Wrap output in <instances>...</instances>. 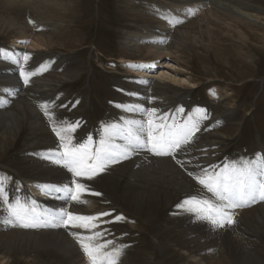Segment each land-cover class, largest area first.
Wrapping results in <instances>:
<instances>
[{"label":"rangeland","instance_id":"1","mask_svg":"<svg viewBox=\"0 0 264 264\" xmlns=\"http://www.w3.org/2000/svg\"><path fill=\"white\" fill-rule=\"evenodd\" d=\"M224 1L247 5L249 12L256 14L261 23L231 20V15H215L210 10H204V13L200 11L174 23L175 29L169 38L162 37L159 31L155 33L161 37L156 54L164 52L162 59L177 66L176 74L189 78L194 83V87H178L177 91L163 83H151L148 87L151 94V100L148 98L150 112L151 109H156L148 119L158 123V119L162 117H172L170 119L174 120L173 125L192 130L190 142L183 144L174 153L177 159L172 154L157 156L143 149L126 159L109 164L103 172L91 179L73 177L71 173L72 180L87 185L89 191L82 195L98 204L97 212L84 211L87 216L98 217L94 221L98 228L92 231L103 232V236L94 243L105 245L101 248V255L114 248L121 249L118 264H198L196 258L201 256L197 254L208 249L214 242V232L218 241L220 240L214 247L217 258L213 259L208 254L210 257L207 264H234L235 261L237 264H264V209L260 207L254 211L256 206L264 205V199H260L258 194L255 206L229 210L231 215L234 213L235 222L227 224L225 228L210 227L205 223L207 220H201L200 215L203 213L188 211L199 201L217 203L212 193L199 183V179L205 178L207 173L220 171L224 165L248 166L253 159L264 155V0ZM51 2H60L61 11L65 10L60 13L53 5L52 16L50 15L52 21L47 22L38 20L39 9L35 10V2L33 5L25 3L24 6L8 5L5 0L0 1V63L8 65L4 69L0 68V95H3L0 101L11 99L9 88L13 96L19 95L12 98L15 101L11 99L0 103V115L5 113L4 118L9 119L7 124L0 126V187L4 189L0 206L4 209H8V204H15L17 200L29 208V183L42 177V168L39 166L41 152L63 151L53 128L60 130L78 123L74 131L61 132V135L70 138L72 145L77 146L88 143V137L91 136L92 146L95 147L105 135L104 128L107 125L125 126L129 121L126 107L135 102L133 96L138 84L136 85L132 74L124 69L120 60L125 58L153 62L155 58L147 49H151L152 44L140 40L141 46L134 48L129 40L146 36L143 29L148 24L157 27L165 15H170L180 5L177 0ZM160 7L167 9L164 11ZM40 23L45 27L42 28ZM23 33L31 39L39 38V41L47 38L46 48L30 51L21 49L22 54H29L27 61L22 57L15 58L10 53L1 55L5 48L15 50L14 42L20 40ZM244 34L247 38L242 36ZM194 36L198 37L193 42ZM18 60L22 65L19 69L15 63ZM21 70L26 74L31 73L39 84L48 85L49 90L42 94L29 81L25 89L13 90L15 83H9V79L17 77L24 81L20 75ZM2 79L4 80L1 82ZM213 89L218 92L219 98L210 96ZM20 90L24 96H20ZM226 108L231 109L227 111ZM33 110L37 113L36 118H33ZM155 117L158 119H154ZM148 119L144 123L147 124ZM35 120L42 122L36 129L32 127ZM218 136L220 140H215ZM118 140L121 139L117 137L115 143ZM216 141V146L211 144ZM204 144L208 146L207 152L212 156L202 150L206 146ZM178 151H181L179 156ZM163 160L171 162L178 172L161 168ZM175 186L180 189H175ZM186 200H192L193 203L185 204ZM246 210L251 213H243ZM102 213L108 215H100ZM117 216L122 219L116 220ZM15 225L18 231H39L38 228L22 227L20 222ZM45 230L39 232L38 236L42 234L46 238H57L56 244L46 241L41 243L37 240V235H29V245L20 244L16 238H3L7 242L4 247L0 246L2 253L8 252L7 263L91 264L82 249L77 258H82V261H76L60 235ZM74 230L82 236L92 234L83 228ZM74 230L71 226L65 229L68 234ZM0 233L6 232L0 228ZM72 238L78 244L77 247H80L73 235ZM233 239H238L248 249L245 258L240 261H237L235 255L232 256ZM202 242L203 246H200Z\"/></svg>","mask_w":264,"mask_h":264},{"label":"bare ground","instance_id":"2","mask_svg":"<svg viewBox=\"0 0 264 264\" xmlns=\"http://www.w3.org/2000/svg\"><path fill=\"white\" fill-rule=\"evenodd\" d=\"M1 1V0H0ZM51 0H28V1H25V0H5V2L9 5H13V4H21V5H24L25 6V3H28V5L32 4L35 2L36 6H35V10H38L39 11H35V15H36V12L38 13L37 15L39 16L40 19H38L39 21L41 20H46L47 22L48 21H52L50 18L52 16V6L55 5L56 8L60 13H63L65 9H62L63 11H61V5H60V2L56 4H52V2L50 3ZM178 1V6L177 9H175L174 12H171L170 15H165L164 16V20L160 21L159 25H157V27L155 26H146L143 30L146 32V36L142 35L143 37H141L140 39H135V38H132L131 40H129V43L132 47H138L141 43H140V40L145 42V43H150L152 44V48L148 49V53H153L155 55V58L153 60V62H148V61H142V60H138V61H134V60H127L125 58H122L120 61L124 67V69H126L127 71H129L133 77H136L138 80H139V83H138V87L135 91V94H136V97L134 98L135 99V102H133V104L130 103V105H128L126 107V114L129 116V120H138V121H141L145 127H147V124L144 123V120L148 119V116L151 114L150 112V109H149V102H148V98L149 96L151 95L150 94V88L148 89V84L149 83H155V84H158V83H163V84H167L168 87H170L171 89L177 91L178 90V87H194V83L191 81V79L189 78H186L184 76H179L176 74V70H177V66H173L170 64V61H165L164 59H162V55L165 54L164 52L163 53H158L156 54L158 51V44H159V39H161V37H158L155 35V33L157 31H159L161 34H162V37H170L169 35L173 32V28L174 27V23H176L178 20L180 21L181 18H185V17H190L192 16V14H197L198 12H203L204 13V10H207L209 11L211 14H215V15H231L230 19L231 20H236V21H240V22H243V20H246L247 22H251L253 24H259L261 23L260 21V18L255 14H252L251 12H249V9L247 5H242L240 3H232V2H228V1H224V0H177ZM54 6V7H55ZM27 7V6H26ZM254 7V6H253ZM161 10H164L166 11L167 7H160ZM255 9V8H254ZM54 10V9H53ZM254 11V10H252ZM258 10H256L257 12ZM36 15V17H38ZM51 15V16H50ZM54 15V14H53ZM56 18H57V15L55 14ZM54 18V17H53ZM55 18V19H56ZM13 19V18H12ZM11 19V20H12ZM188 19V18H187ZM186 19V20H187ZM243 19V20H242ZM57 20V19H56ZM242 20V21H241ZM13 21H15L13 19ZM43 22V21H42ZM12 23V22H11ZM9 23V24H11ZM39 23V22H38ZM41 24V23H40ZM179 24V23H178ZM15 25V24H14ZM42 28H44V24L42 25ZM193 26V25H192ZM179 27V26H178ZM180 28V27H179ZM14 29V28H13ZM242 29V28H241ZM45 30V29H43ZM193 31V30H192ZM239 33V32H237ZM241 34L243 33V31L240 32ZM176 34V33H175ZM178 34V33H177ZM184 34V33H182ZM261 34V33H260ZM20 35V34H19ZM51 35V34H50ZM187 36H189L187 34ZM186 36V37H187ZM238 36V34H237ZM244 38L246 37L245 34L242 35ZM263 36V35H262ZM21 39L18 40V41H15L14 42V47L15 50H13V52H11V55L14 56L15 58H18V57H23V54L21 53V49H26L27 51L29 50H39V49H45L46 48V45H47V38H45L44 40L43 39H40L39 41V38L38 39H31V38H28V36L24 35V33L20 36ZM43 37V36H42ZM50 37V36H49ZM172 37V36H171ZM180 37H181V34H180ZM185 37V39H186ZM192 37V36H191ZM198 36H194L195 39H193V42L194 40H196ZM247 38V37H246ZM166 39V38H165ZM240 39V38H239ZM238 39V40H239ZM162 43V42H161ZM167 43V42H166ZM141 46V45H140ZM166 46V44H165ZM212 46V44H211ZM248 47V46H247ZM142 48V47H141ZM223 48V47H222ZM12 49V48H11ZM216 49V48H215ZM155 50V51H153ZM167 50V49H166ZM143 51V50H142ZM161 51H165V49H161ZM169 51V50H168ZM216 52V50H215ZM220 52V51H219ZM25 53V52H24ZM149 54V56H150ZM212 54V53H211ZM252 54V53H251ZM9 55V54H8ZM54 55V54H53ZM167 57L169 56L168 53L166 54ZM172 55V54H171ZM6 56V55H5ZM222 56V55H221ZM154 57V56H153ZM179 57V56H178ZM6 58V57H5ZM11 58V56H10ZM147 60V59H146ZM1 61V60H0ZM20 62V60H18ZM22 61V59H21ZM15 62V61H14ZM23 62V61H22ZM177 62V61H176ZM16 63V62H15ZM182 63V62H181ZM1 64V63H0ZM3 64V63H2ZM253 65V64H252ZM5 66H8L7 64H5ZM16 66L18 67L17 69H19L21 67V62L19 64L16 63ZM3 67V66H2ZM11 68L9 67V70ZM180 70V69H179ZM184 70V69H183ZM12 71V70H11ZM15 71V70H13ZM16 72V71H15ZM14 72V73H15ZM185 72V70H184ZM8 73V72H7ZM17 73V72H16ZM78 73V71L76 72ZM18 74V73H17ZM64 74V73H63ZM74 74V73H72ZM182 74V73H181ZM3 75V74H2ZM9 75V74H8ZM11 76V75H10ZM49 76V75H48ZM5 77V76H4ZM77 77V76H76ZM56 79H59L58 77ZM75 79V77L73 78ZM4 79L1 80V82L3 81ZM60 80V79H59ZM7 82V81H6ZM11 82V84H14L15 83V88L13 90L16 91V89L19 90L20 89H25V87L27 85H25V83L21 80H19V78L16 77L15 78H11L9 79V83ZM29 82L32 83L33 82V85L37 86L40 90H41V93L44 94L47 90H49V86L46 85V84H39L38 81L36 80V78L34 79V77L30 76L29 78ZM48 82V81H47ZM8 83V82H7ZM52 83V82H51ZM28 84V83H27ZM199 85V84H198ZM2 86V85H1ZM196 87V86H195ZM9 88V87H8ZM24 91V90H23ZM2 92V91H0ZM21 92V90L19 91ZM5 93V92H4ZM218 92L214 89L213 91L210 92V96L212 98H217L218 97ZM9 94H10V98L12 99L13 98V95L11 94V89L9 88ZM159 94V93H158ZM171 94V93H170ZM3 96V95H2ZM0 95V97H2ZM6 96V95H5ZM19 96V95H18ZM17 96V97H18ZM21 96H24V93L21 92ZM9 98V96H7ZM15 98V97H14ZM219 98V97H218ZM11 99H8V100H11ZM17 99V98H16ZM150 99V98H149ZM170 99V98H169ZM8 100H1L0 103H6ZM14 100V99H12ZM151 100V99H150ZM15 101V100H14ZM10 103V102H9ZM156 105V104H155ZM154 105V106H155ZM137 106H139V109L136 110V111H130V109H136ZM226 106V105H225ZM4 109V108H3ZM231 109V108H230ZM229 108H226L227 111L230 110ZM143 110H148V113L149 114H145V111ZM163 110V109H162ZM6 111V109H5ZM4 111V112H5ZM23 111V110H22ZM34 111V110H33ZM36 111H34V117L33 118H36V114H35ZM1 113V112H0ZM15 113V112H14ZM33 113V112H32ZM5 114V113H4ZM4 114H1L0 115V126H3L4 124H7V122L9 121V119H6L4 117ZM9 114V113H8ZM224 114V112H223ZM11 115V114H10ZM13 115V114H12ZM9 117V115H8ZM17 118V116H16ZM223 118V117H221ZM26 119V118H25ZM13 120V119H12ZM15 120V119H14ZM29 120V119H28ZM178 120V119H177ZM219 120V118H218ZM40 121V119H39ZM147 122V121H146ZM159 122V121H158ZM172 122V121H171ZM220 122V121H219ZM26 123V122H25ZM42 123V122H41ZM40 122L36 121L35 122L33 121L32 122V127L34 129L37 128V126H40L41 124ZM125 123V122H124ZM174 123V122H173ZM9 124V123H8ZM22 124V123H21ZM13 125V124H12ZM15 125V124H14ZM20 125V124H19ZM173 125V124H172ZM215 125V124H214ZM217 125H220L217 124ZM23 126V125H22ZM27 126V125H26ZM18 127V126H17ZM16 127V128H17ZM192 127V126H191ZM215 127V126H214ZM10 128V127H8ZM15 128V127H14ZM32 128V129H33ZM40 128V127H39ZM44 128V127H43ZM6 129V128H5ZM19 129V128H18ZM189 129V128H188ZM194 129V128H193ZM242 129V127H241ZM10 130V129H8ZM5 131V130H4ZM11 131V130H10ZM20 131V130H19ZM16 132V131H15ZM199 132V131H198ZM36 133V131H35ZM20 134V133H19ZM38 134V133H37ZM14 135V134H13ZM146 135V133H145ZM197 135V134H196ZM9 136V135H8ZM18 136V135H16ZM198 136V135H197ZM220 136V135H219ZM217 137L215 140H220V137ZM3 137V136H2ZM5 137V136H4ZM196 137V136H195ZM257 137V136H256ZM11 138V137H10ZM37 139V138H36ZM197 139V138H196ZM17 140V139H16ZM205 140V139H204ZM208 140V138L206 139ZM214 140V141H215ZM15 141V140H13ZM124 140H118L116 141L117 144H123ZM190 142V141H188ZM192 142V140H191ZM40 144V143H39ZM202 144V143H201ZM211 144L213 145H217V141L216 142H212ZM223 144V143H222ZM206 145V144H204ZM224 145V144H223ZM40 146V145H39ZM53 146V145H52ZM210 146V145H209ZM210 148V147H209ZM55 149V148H54ZM142 150V149H140ZM196 150V149H195ZM204 152H207L208 151V146H204L203 149H202ZM54 151V150H53ZM53 151H42L41 154H40V157H41V164L39 165L41 168H42V177L40 178V180H32L30 183H29V186H28V190H27V193L30 194L29 195V204H28V207L29 209L31 208H35L36 212L37 213H41L42 215L44 213H55L57 212L59 209L61 208H64L66 211H69V212H72L73 214H76V215H83V216H87V214L84 213L85 210H89V211H93L94 213L97 212L98 210L96 209V204L97 202L95 203V201H92V199H89L87 198L86 196L84 195H81V199L80 201H72V200H69V199H66L64 198V195L63 193H58L56 191H52L50 190L48 187L46 186H51V185H57V186H63L65 184H69L71 185L73 188H74V185L71 184L72 182V176H71V173L63 166L61 165H57L53 162H51L49 159H46L45 157L51 155V154H54V153H58V152H53ZM177 151V150H176ZM139 152V151H138ZM181 151H178V156L180 154ZM208 153V152H207ZM146 154V152H145ZM182 154V153H181ZM136 155V154H135ZM140 155V154H139ZM174 155V153H173ZM209 156H212L210 153H208ZM141 156V155H140ZM143 157V156H142ZM135 158V157H134ZM139 158V157H138ZM200 158V157H199ZM163 159V158H162ZM185 159V158H184ZM261 159V160H260ZM39 160V159H38ZM37 160V161H38ZM141 160V159H140ZM167 160V159H166ZM166 160H163L160 167L161 168H164V169H167L168 168L170 170L174 169L171 164V162L169 161H166ZM39 161V162H40ZM160 161V160H159ZM211 161V160H209ZM38 162V163H39ZM208 162V161H207ZM213 162V161H212ZM143 163V162H142ZM160 164V162H159ZM147 165V164H146ZM142 167V166H141ZM155 167V166H154ZM242 167H247V168H252L255 172L258 173V176H257V179L258 180H262L264 181V155L263 156H260L259 157H256L255 159H253L248 166H242ZM38 168V167H37ZM142 169V168H141ZM39 170V168L37 169ZM158 170V169H157ZM129 171V170H128ZM148 171V170H147ZM161 171V169H160ZM165 171V170H164ZM174 172H178L177 169H174L173 170ZM154 173V172H153ZM152 173V174H153ZM164 173V172H163ZM166 173V172H165ZM155 174V173H154ZM153 174V175H154ZM37 175V174H36ZM168 175V174H167ZM145 176V175H144ZM162 176V175H161ZM165 176V175H164ZM160 178V176H158ZM163 177V176H162ZM187 177V176H186ZM33 178V177H32ZM145 178V177H144ZM147 178V176H146ZM38 179V178H37ZM166 179V177H165ZM100 180V179H99ZM160 180V179H159ZM177 180V179H176ZM157 181V180H156ZM172 181V180H171ZM146 182V181H145ZM185 182V180H184ZM154 183V182H153ZM159 183V182H158ZM140 184V183H139ZM165 184V183H164ZM173 184V183H172ZM175 184V183H174ZM187 184V183H186ZM151 185V184H150ZM153 185V184H152ZM171 185V184H170ZM146 186V185H145ZM154 186V185H153ZM166 188V187H165ZM175 189L179 190V186H175ZM150 190V189H149ZM155 190V188H154ZM185 190V189H184ZM189 190V189H188ZM156 191V190H155ZM160 191V190H159ZM162 191V190H161ZM191 191V190H190ZM188 191V192H190ZM100 192V191H99ZM176 193V192H175ZM185 193V192H184ZM150 194H153L152 192ZM168 194V193H167ZM210 194V193H209ZM147 196V195H146ZM158 196V195H157ZM173 196V194H172ZM159 197V196H158ZM257 197V196H256ZM259 197V196H258ZM187 198V197H186ZM137 199V198H136ZM151 199V198H150ZM159 199V198H158ZM166 199V198H165ZM171 199V198H170ZM131 200V199H130ZM134 201V200H132ZM137 201V200H136ZM258 202V199L256 198L254 201H247V202H242L241 203V206L240 207H237L235 209H238V208H243L245 209L246 207L248 206H255V204ZM130 203V202H129ZM128 203V204H129ZM154 203V202H152ZM136 204V203H135ZM143 204V203H142ZM145 204V203H144ZM151 204V203H149ZM5 205V204H4ZM98 205V204H97ZM130 205V204H129ZM138 205V204H136ZM141 206V205H140ZM137 207V206H136ZM149 207V206H148ZM153 207V206H152ZM260 207H262L261 209H264V205H258L256 206V209H254V211H257V209H260ZM143 208V207H142ZM139 209V208H138ZM152 209V208H151ZM235 209H229V210H235ZM228 210V211H229ZM248 210V209H247ZM244 211L243 213H249V211ZM137 211V210H136ZM139 211V210H138ZM150 211V210H149ZM165 211V210H164ZM126 212V211H125ZM156 212V211H155ZM231 212V211H230ZM261 212V210H260ZM264 212V211H263ZM99 213V212H98ZM138 213V212H137ZM154 213V212H153ZM152 213V214H153ZM238 213V212H237ZM236 213V214H237ZM251 213V212H250ZM139 214V213H138ZM151 214V215H152ZM234 215V213H232ZM232 215V216H233ZM154 216V214H153ZM194 216V215H193ZM199 216V214H198ZM202 216V215H200ZM241 216V215H240ZM246 216H249L248 214ZM136 217V216H135ZM141 217V216H140ZM191 217V216H190ZM192 218V217H191ZM256 218V217H255ZM149 219V217H148ZM260 219V218H258ZM188 220V219H186ZM202 220V219H201ZM96 221V220H95ZM99 221V220H98ZM150 221V220H149ZM153 221V220H152ZM184 221V220H183ZM247 221V220H246ZM252 221V220H251ZM20 221L16 220L15 217L11 216L10 213H9V210L8 209H4L0 206V228L1 229H4V231L6 233H0V241H3V238H6L7 240L8 239H11V238H16V240L18 239L19 240V243L20 244H28L29 241V235H37V240L41 243H43L44 241L46 242H49L50 244H56V240L57 238H53V237H49V238H46V236L42 235L41 236H38L39 235V232H44L45 231H49V232H57L56 234H59L61 237V239L63 240L64 244L69 247L71 249V253L74 255V257L77 259L81 254V248L80 247H77V243L73 240L72 238V235L71 234H68L67 231H65L66 228H64L63 226L61 227H57V228H52V227H48V228H38L39 231L38 232H25V231H18L16 230V223H18ZM147 222V221H146ZM257 222V221H256ZM21 223V222H20ZM150 223V222H149ZM184 223V222H183ZM189 223V222H188ZM199 223V221H198ZM204 223V222H203ZM205 223L210 226V227H216L214 225H212L209 221H205ZM254 223V222H253ZM152 224V223H151ZM197 224V222H196ZM202 224V222H201ZM258 224V223H257ZM189 225V224H188ZM191 225V224H190ZM205 225V224H204ZM201 227V226H200ZM258 227V226H257ZM106 228V227H105ZM202 228V227H201ZM225 228V227H224ZM74 229H82V228H73ZM208 230V229H206ZM205 230V231H206ZM213 230V229H212ZM218 230V229H217ZM226 230V229H225ZM75 231V230H74ZM73 231V233H74ZM87 231V230H86ZM220 231V230H219ZM229 231V230H228ZM259 231V230H258ZM72 232V230H71ZM79 232V231H78ZM201 232V231H200ZM226 232V231H225ZM47 233V232H46ZM76 233V231H75ZM87 233V232H85ZM88 233H91V232H88ZM205 233V232H203ZM212 233V232H211ZM55 234V233H54ZM214 242L209 246L208 249H205L203 250L201 253L197 254L199 256H201L200 258L197 256L196 258V262L198 264H207L208 263V258L211 256L213 259L217 258L216 257V254H215V250L214 247H216V242L218 241L217 239V235L216 233L214 232ZM87 236V235H86ZM220 237V236H219ZM223 237V236H221ZM230 237V236H229ZM224 238V237H223ZM210 239V238H209ZM227 239V238H226ZM229 239V238H228ZM7 240L3 241V244H0L4 247V244L7 242ZM77 241V240H76ZM220 241V240H219ZM218 241V242H219ZM204 242V241H203ZM203 242L200 246H203ZM227 242V241H226ZM32 243V242H31ZM35 243V242H34ZM230 243V242H229ZM232 256H236V259L237 261L239 260H242L245 258V254L248 253V249H246L245 245L239 241L238 239L236 241H234L233 239V242H232ZM11 244V242H10ZM13 244V243H12ZM206 244V243H205ZM231 244V243H230ZM14 245V244H13ZM21 245V247L23 246ZM29 245V244H28ZM60 245V244H59ZM229 245V244H228ZM2 246H0V262H4V263H7V259H8V252L6 251L5 253H2L3 251L2 250ZM17 246V245H16ZM32 246V245H31ZM61 246V245H60ZM7 247V246H6ZM11 247V246H10ZM18 247V246H17ZM20 247V248H21ZM224 247V246H223ZM226 247V246H225ZM218 248V247H217ZM17 249V248H15ZM26 249V248H25ZM24 249V250H25ZM30 249V248H28ZM202 249V248H200ZM227 249V248H226ZM7 250H8V247H7ZM23 250V251H24ZM229 250V249H228ZM19 251V250H18ZM21 251V250H20ZM226 251V250H225ZM263 252V251H262ZM12 253L13 250H12ZM20 253V252H19ZM231 253V252H230ZM16 254V253H15ZM207 254V255H206ZM208 254H211L210 256H208ZM223 254V253H222ZM261 254V252H260ZM70 255V254H69ZM68 255V256H69ZM228 255V254H227ZM231 255V254H230ZM250 255V254H249ZM252 255V254H251ZM14 256V255H13ZM20 256V255H19ZM67 256V255H66ZM229 256V255H228ZM227 256V257H228ZM10 257V256H9ZM73 257V256H72ZM73 257V258H74ZM195 257V256H194ZM14 258V257H13ZM221 258V257H220ZM242 258V259H241ZM257 259V257H255ZM71 259V258H70ZM235 259V260H236ZM247 259V258H246ZM72 260V259H71ZM75 260V259H74ZM82 261V258L80 259H77L76 261ZM194 260V259H193ZM221 260V259H219ZM230 261V260H229ZM264 261V260H263ZM262 261V262H263ZM85 262V261H84ZM212 262V261H211ZM224 262V261H223ZM11 263V262H10ZM77 263V262H76ZM236 263V261H235ZM234 263V264H235ZM8 264V263H7ZM84 264V263H83ZM237 264V263H236Z\"/></svg>","mask_w":264,"mask_h":264},{"label":"snow or ice","instance_id":"3","mask_svg":"<svg viewBox=\"0 0 264 264\" xmlns=\"http://www.w3.org/2000/svg\"><path fill=\"white\" fill-rule=\"evenodd\" d=\"M22 59L27 61L29 54H23ZM19 64V61H16ZM24 83L27 85L31 73L26 74L20 71ZM46 107V106H45ZM139 109H130L136 111ZM145 114H149L148 110ZM180 111H183L180 109ZM152 113L156 109H151ZM47 115V112H46ZM78 123L71 124L67 128L53 131L61 141L63 151L51 154L46 159L51 162L65 167L73 177L93 178L100 172H103L109 164H114L120 159H126L129 155L140 149H147L154 155L165 156L181 149V146L189 141L192 130L181 128L176 125L168 126L163 121L154 123L150 118L147 121V127L141 121L131 120L126 122V126L118 124H110L104 128L105 135L101 137L99 145L93 147V138L88 137V143H80L72 145L71 139L61 135V132L74 131ZM146 133V135H145ZM119 137L124 140V144L115 143V139ZM206 171V170H205ZM258 173L252 168L237 167L235 165H224L220 171L213 170L207 173L205 178L199 179V183L203 185L208 192L216 198L217 203L209 200L197 202L194 208L188 211L203 213L201 219L209 221L212 225L223 228L227 224L234 223L233 216L229 213V209H235L241 206L242 202L254 201L257 194L260 199H264V181L257 179ZM74 188L65 184L63 186L51 185L46 186L52 191L63 193L64 198L72 201H80L81 195L88 192L87 185L77 182L75 179L71 182ZM100 195V193H94ZM0 198H4V189L0 187ZM5 198V203H7ZM185 204H192V200H186ZM8 210L11 216L21 222V226L25 228H83L92 234L82 236L77 233H71L80 244V248L87 255L91 264H118L121 256V249H113L111 252L101 255V248L104 244L94 243L103 236V232L92 231L98 228L94 222L98 217L76 215L66 211L64 208L59 209L55 213H37L35 208H27L21 204L19 200L15 204H8ZM100 215H108L102 213ZM116 220L122 219L117 216ZM87 241V242H85Z\"/></svg>","mask_w":264,"mask_h":264}]
</instances>
